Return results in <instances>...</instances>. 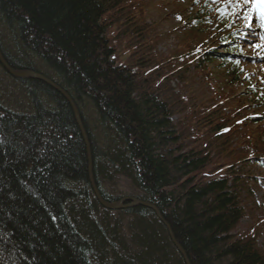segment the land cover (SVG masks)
I'll list each match as a JSON object with an SVG mask.
<instances>
[{
    "label": "trees",
    "instance_id": "16d2710c",
    "mask_svg": "<svg viewBox=\"0 0 264 264\" xmlns=\"http://www.w3.org/2000/svg\"><path fill=\"white\" fill-rule=\"evenodd\" d=\"M129 1L0 0V52L13 69L42 65L72 98L102 198L123 199L107 189L120 176L158 213L122 207L126 226L114 225L115 210L94 195L69 101L42 82L21 80L28 112L14 110L16 97L1 89L0 264H185L175 242L190 264H264L257 234H231L245 217L235 188L244 176L211 154L225 150L228 121L244 127L250 119L240 121L237 108L229 116L192 109L174 92L170 81L181 72L173 59L157 63L142 11L135 20L121 12ZM108 11L129 34L120 41V52L130 46L129 59L120 65L110 60ZM2 75L9 77L0 66Z\"/></svg>",
    "mask_w": 264,
    "mask_h": 264
},
{
    "label": "rangeland",
    "instance_id": "374dc122",
    "mask_svg": "<svg viewBox=\"0 0 264 264\" xmlns=\"http://www.w3.org/2000/svg\"><path fill=\"white\" fill-rule=\"evenodd\" d=\"M130 4H134L135 9L132 7V10L129 11ZM138 4L140 6H137ZM126 5H128V9H121L125 15L132 14L137 10L142 11L143 22L148 25L146 37L148 41L150 40L149 45L153 46L152 54L157 63L160 61L168 62L173 59L176 70H180V78L172 79L170 85L174 92H179L181 97L188 101V105H192V109L207 107L217 111L218 116H229L230 111L237 108L236 110L240 109L242 114L241 117L238 116L239 120L245 116L252 117L253 120L246 121L244 127L240 125L233 127L234 119L228 121L229 126L233 128L230 132V138L227 142L225 141L224 145L219 144L220 148H225V150L213 152L212 149L211 154L222 157L223 162L234 165V168L244 176V183L238 184L235 188L236 191H239L242 204L246 208L245 217L239 221L231 234H257V244L263 245L264 66L257 69L259 66L257 62L264 61L262 59L264 54L258 57H254L257 55V51L256 55L252 54L256 50L252 47L256 43V35L250 34V37L254 39L253 43L245 44L242 48L240 45L238 46L241 44L238 43L241 39L251 41L249 40V32H242V28L246 30L244 21L240 24L239 18H237V13L244 6L249 9L248 11H251V4H244L243 7L241 4L232 16H221L217 12L218 8L228 7L223 3V0H130ZM111 13L109 11L107 13L109 19L105 17L109 24L106 35L114 52L110 60L114 61L116 65H120V62L126 63L129 59L130 46L122 44L125 50L120 52V41L122 40L123 43V39L128 40L129 34L126 35L125 25L124 28H121L118 22L111 18ZM252 16H254L253 13ZM128 19L135 20V13L130 15ZM254 20L252 19V24L258 28L259 21ZM121 22L123 21L120 20ZM249 31L250 33L255 31L257 34L261 32L260 29ZM207 52L211 54L201 55ZM158 55L161 57H157ZM235 60H239L240 63L236 64ZM229 68H232V71H229ZM30 71L39 73L61 88L57 84L58 82L56 83L52 79L51 74L43 73L47 71L42 65L41 70ZM3 78V75L0 76V101L5 99L1 89L6 86L4 90L16 97L15 102H17L18 107L14 110L21 108V112L29 111L27 96L23 95L21 91V87L25 89V84L21 80L39 81V85L42 82L53 88L50 84L36 78H15L12 76ZM16 82L22 84L19 85ZM70 99L72 98L70 97ZM73 104L79 114L77 106L74 102ZM87 116L90 117L89 111ZM172 120L177 122L178 117L173 116ZM247 135L250 137L248 138ZM86 139L90 145L88 137ZM242 157H248L250 160L244 161L246 159L244 158L239 161L238 159ZM112 184L114 186L107 188L111 193L117 191L120 194L122 192L123 197L130 198H134L137 194L125 178L116 176ZM113 210H115V217H112L115 222H113L114 225H118V228H120V224L126 226L125 222L123 223L118 218L120 209ZM122 233L124 232L122 231Z\"/></svg>",
    "mask_w": 264,
    "mask_h": 264
},
{
    "label": "water",
    "instance_id": "95a60500",
    "mask_svg": "<svg viewBox=\"0 0 264 264\" xmlns=\"http://www.w3.org/2000/svg\"><path fill=\"white\" fill-rule=\"evenodd\" d=\"M0 65L12 77H15V78H36V79H40L43 82H46V83L50 84L55 90L60 92L69 101V103H70V105L72 107V110L74 112L75 120H76V122H77V124L79 126V129L81 131L83 140H84L86 148H87L88 173H89V178L91 179L92 176H91V157H90V148H89L90 145L87 142V139H86L87 137L85 135L86 133H85V130L82 127V124L80 122V117H79L78 111L76 110V108H75L72 100L70 99V97L61 88H59L55 84L51 83L49 80L45 79L42 75H40L37 72L30 71V70H16V69H13L12 67H10L6 63V61L4 60L1 52H0ZM98 199H99L100 203L102 204V206H104L107 209H117L119 207H122V202H127L128 201L129 203L126 204L125 207H133V206L139 205V206H144V207L151 208L156 213H158L157 209L153 205H151L150 203L142 201V200H137L135 198H123L119 202H116V203H113V204L105 203L99 197H98ZM171 238H172V236H171ZM175 244H176L178 250L183 255L185 264H190L188 259L185 256L184 252L182 251V249L179 247V245L176 242H175Z\"/></svg>",
    "mask_w": 264,
    "mask_h": 264
},
{
    "label": "snow or ice",
    "instance_id": "6c2138e0",
    "mask_svg": "<svg viewBox=\"0 0 264 264\" xmlns=\"http://www.w3.org/2000/svg\"><path fill=\"white\" fill-rule=\"evenodd\" d=\"M223 3L225 5H230L231 8L230 10L228 7L218 8L217 12L221 16H232L237 12L241 4H251V11H245V14L243 16L244 27L246 29L252 28V13H256L257 20L259 21V28L261 30V33H264V6H259L258 0H223ZM250 34L252 36L257 35L255 31H252ZM260 41L261 43H255L252 45V47L257 50V55L264 54V34L260 35ZM234 62L236 64L240 63L239 60H235Z\"/></svg>",
    "mask_w": 264,
    "mask_h": 264
},
{
    "label": "bare ground",
    "instance_id": "6f19581e",
    "mask_svg": "<svg viewBox=\"0 0 264 264\" xmlns=\"http://www.w3.org/2000/svg\"><path fill=\"white\" fill-rule=\"evenodd\" d=\"M258 5L259 6H264V0H258ZM249 9L246 7V6H244L241 10H240V12L239 13H237V18H239V22H240V24H241V22L243 21V16H244V14H245V11H248ZM254 14V16H252V19L254 20H256L257 22H258V20H257V17H256V13H253ZM254 20V21H255ZM238 21V20H237ZM261 34H264V33H261V32H259L256 36H257V39H256V43H261V41H260V35ZM256 51L257 50H255L254 52H252V54H255L256 53ZM256 55V54H255ZM262 66H264V62H262L261 64H259V66H257V69H260V67H262ZM256 68V67H255ZM91 176H92V174H91ZM92 181V182H91ZM90 182H91V186H92V189H93V191H94V195H95V197L97 198V200H98V202L100 203V201H99V199H98V197L103 201V202H105V203H109V204H113V203H116V202H113V203H111V202H107V201H105L103 198H102V196L100 195V193H99V191H98V189L96 188V185H95V183H94V180H93V177H91V179H90ZM122 200V199H121ZM120 201V200H119ZM119 201H117V202H119ZM101 204V203H100ZM126 204H128V203H126ZM125 202H122V207H125ZM102 205V204H101ZM104 207V206H103ZM122 207H119V208H122ZM105 208V207H104ZM119 208H117V209H119ZM107 209V208H106ZM110 210H113V209H110Z\"/></svg>",
    "mask_w": 264,
    "mask_h": 264
}]
</instances>
